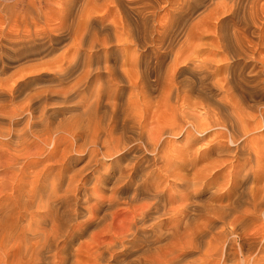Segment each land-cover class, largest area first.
<instances>
[{"label": "bare ground", "instance_id": "bare-ground-1", "mask_svg": "<svg viewBox=\"0 0 264 264\" xmlns=\"http://www.w3.org/2000/svg\"><path fill=\"white\" fill-rule=\"evenodd\" d=\"M263 11L261 0H0V50L9 53L0 56V141L14 142L8 148L13 155L36 159L24 162L36 166L25 168L31 187L17 192L16 169L24 168L15 167L12 153L3 149L10 156L0 163V186L9 180L4 186L16 199L0 203V249L20 246L15 264H65L69 253L58 255L74 236L89 225L107 235L114 210L124 205L129 223L108 241L97 240V263L112 264L115 250L129 249L127 242L147 233L150 239L140 248L160 253L139 264H264V100L260 106L245 96L260 88L264 98ZM238 14L241 24L222 30ZM207 23L217 32L205 46L206 57L198 59ZM160 56L168 57L164 69L153 72L156 65L146 58ZM229 61L245 68L233 73L229 64L221 66ZM214 70L219 80L210 77ZM185 73L212 79L207 85L218 96L202 92L209 95L202 102L192 95L191 82L180 79ZM54 108L71 113L54 119ZM58 133L66 139L61 145ZM207 133L204 149L191 147L197 134ZM167 136L186 142L174 148ZM139 140L152 151L146 165L139 160ZM58 148L61 168L40 169L36 161H50ZM76 150L86 153L87 162L67 175L71 166L64 160ZM106 158L104 167L100 160ZM163 177H175L187 191L175 195L181 202L175 208L155 187ZM83 202L79 217L86 224H74ZM29 209L34 214L18 233L26 215L21 213ZM162 239L161 250L153 247ZM60 240L64 245L56 250ZM9 250H0V264H7Z\"/></svg>", "mask_w": 264, "mask_h": 264}, {"label": "rangeland", "instance_id": "rangeland-1", "mask_svg": "<svg viewBox=\"0 0 264 264\" xmlns=\"http://www.w3.org/2000/svg\"><path fill=\"white\" fill-rule=\"evenodd\" d=\"M261 2H264V0H261ZM160 14H161V16L162 15H164L165 14V11H161L160 12ZM241 14V13H240ZM240 14H238V16L237 15H234V16H231V17H229V19L228 20H226L224 23L226 24H222V30L223 29H225V31H226V29H228V28H230V26L232 27L233 25H239V24H241V17H242V15L240 16ZM260 16V15H259ZM261 16H264V11L261 13ZM239 18V19H238ZM229 21V22H228ZM234 21H236V22H234ZM240 21V22H239ZM232 22H234V23H232ZM229 23V24H228ZM239 23V24H238ZM140 25H147L146 24V22H145V20L143 19H139V26ZM225 25V26H224ZM207 26L209 27V29H206L205 27L203 28L204 30H203V34H202V36L203 37H201V40H199V42L203 45V47L205 48V46H206V48L207 47H209V46H207V45H209V44H211V42L213 41L212 40V37L213 36H215L216 35V32L217 31H215L216 29H212V26H210L209 25V23H207ZM141 27V28H140ZM139 28L140 29H143L142 28V26H140ZM211 27V28H210ZM205 31H207L206 32V34H204L205 33ZM214 31H215V33H214ZM213 35H212V34ZM211 38V39H210ZM210 42V43H209ZM60 45H62V44H60ZM57 47H61V46H59V45H57ZM201 49V50H203V52L201 51H197V52H199V53H201V54H199V53H197V57H198V59L199 58H202L201 56H202V54L203 55H205V50H207V49ZM24 51V50H23ZM22 51V52H23ZM58 51V50H57ZM8 51H6V50H0V56L3 58H5V56L7 57L8 55H9V53H7ZM54 53H57L56 51L54 52ZM217 56H219V54L218 55H216V56H213L214 57V59H215V57H216V59L218 58ZM0 57V58H1ZM206 57V55L204 56V58ZM159 58V59H158ZM157 59L156 58H153V57H151V59L152 60H150V58H146V59H149L148 61L153 65V66H155V67H153V69H154V71L153 72H156V71H158V73L159 72H162V70L164 69V66H163V64L165 65L166 63L165 62H167L166 60L168 59V57H167V59H166V57H158ZM165 59V60H164ZM160 60V61H159ZM155 61L157 62V63H159V65H161L160 67H159V65L157 66V63H155ZM161 61H164V62H161ZM230 62V61H229ZM227 63L226 62V65H222L221 64V62H219V64H221V66H225L224 68H226V67H229V66H231V70L233 71V73H238V72H241L245 67H244V63L242 62V61H240V62H238V63H236V64H233L232 62H230V63ZM218 63V62H217ZM217 63H215V62H213V67H217ZM232 63V64H231ZM216 64V65H215ZM228 64H229V66H228ZM140 65H142V61H140ZM236 65V66H235ZM237 65H239V66H237ZM143 66V65H142ZM142 66L141 67H139V68H141L142 69ZM159 67V68H158ZM236 68H237V70H236ZM140 69V70H141ZM157 69V70H156ZM160 70V71H159ZM216 71H218V68L216 69ZM214 72V73H213ZM212 72V75H210V77L211 78H216L217 76H218V72H215V70ZM215 75H216V77H215ZM185 76V77H184ZM186 76H187V78H186ZM190 76V77H189ZM214 76V77H213ZM199 77V76H198ZM152 78V77H151ZM154 78V77H153ZM182 78H185V79H187L186 80V82L187 81H190L191 82V87H189L188 85H187V83H186V85H187V87H188V89H190L191 88V93H192V95H199V99L201 100V98H202V102H204L205 100H207V98H209V97H212V95L214 96V97H217L218 95H217V91H215V90H210L211 88L209 87V85H210V82L212 81V79H209V77H207L205 80H201V81H199L198 79H197V75H195V76H191V74H184L182 77H180V79H182ZM194 78V79H193ZM218 78V77H217ZM189 79V80H188ZM195 80V81H194ZM210 82H209V81ZM214 80V79H213ZM216 80V79H215ZM214 80V81H215ZM217 80H219V78L217 79ZM196 81H198V84H197V82ZM202 81H204V83H201ZM207 81V82H206ZM201 84V85H200ZM202 84H203V87L205 88H203L202 87ZM207 84H209V85H207ZM194 85H197V86H194ZM196 89H195V88ZM200 87V88H199ZM208 87H209V89H208ZM202 89H204V90H202ZM260 89V88H259ZM258 88H254V90H256V91H254L253 90V88H250V93H248V91L247 92H245V96L248 98V97H250L249 99L251 100L250 101V103H257V104H260V106H261V104H262V100H264V98H263V96H261V89L259 90ZM198 90V91H197ZM208 90V91H207ZM209 90H210V96L208 97L207 95V97L205 96H201L200 95V93L202 94V92L204 93V94H208L209 93ZM253 90V91H252ZM257 90H259V91H257ZM212 91H215V92H212ZM199 92V93H198ZM257 92H259V93H257ZM213 93V94H212ZM247 93V94H246ZM212 94V95H211ZM214 94H216V95H214ZM249 94V95H248ZM251 94V95H250ZM252 94H254V95H252ZM256 94V95H255ZM259 96H258V95ZM203 95V94H202ZM200 96H201V98H200ZM261 96V97H260ZM204 98V99H203ZM198 99V100H199ZM262 99V100H261ZM199 100V101H200ZM253 100V101H252ZM259 100H260V102H259ZM205 102H207V101H205ZM259 102V103H258ZM59 107H60V105H59ZM59 109V110H58ZM199 110V109H198ZM53 111H55V112H53V117H54V119H56V118H61V117H64V116H67V115H69L70 113H71V111H69V109H65V108H54L53 109ZM61 111H62V114H61ZM69 111V112H68ZM54 113H55V115H54ZM199 113H201V111L199 110ZM59 116V117H58ZM19 126V125H18ZM197 136V140L195 139L194 140V142H193V144H192V148H198V149H200L199 147H201V149H204L205 148V146H204V148H203V146L202 145H204V143H205V145H206V142H207V140H208V136H209V133H207V134H204V135H196ZM54 137H56L57 138V141L58 140H61V142H60V145L63 143V142H65L66 141V139H65V137H63V135H62V133H58V134H56ZM61 137H62V139H61ZM203 137V138H202ZM183 138H185V137H182V136H167L166 137V140H169V141H171L170 142V144L172 145V147H174V148H176V147H178L179 148V146L181 145V146H183L184 145V142H186ZM4 139V140H3ZM65 139V140H64ZM172 139V140H171ZM201 139V140H200ZM204 139V140H203ZM205 139H206V142H205ZM142 140V139H141ZM3 141H4V146H5V144H6V146L5 147H3L2 145V143H3ZM12 141V140H11ZM63 141V142H62ZM140 141V140H139ZM143 141V140H142ZM172 141H174V142H172ZM196 141H198V142H196ZM6 142V143H5ZM196 142V143H195ZM14 143V142H13ZM13 143H10V142H8V144H7V140H6V138L4 137V138H2L1 139V141H0V163L2 162V163H4V162H7V160L9 159V157L8 156H10V153H12L11 154V156L16 160H14L13 162L14 163H18V164H15V167H18L19 165H20V167H22V168H24V170H22L21 172L23 173H21L20 171H17V169H16V172H17V175H16V180H15V182H18V184L20 185H16V187L17 186H19V187H15V189H16V191L17 190H19V191H23L24 193L25 192H27L28 190H29V187H31V186H28V185H30L31 183V177L29 176L28 178H26V175L24 174L25 172H27V171H31V169H34L35 167H32V163L30 164V165H26V163H24L25 161H27L28 159V161H30V160H32V161H35L36 159H32L31 157V159L28 157H25V156H27V155H25V154H21L20 152H18V153H15V154H19L20 153V157L19 156H16V155H13L14 154V152H11L12 150V148H14L15 147V145L13 144ZM174 143H175V145H174ZM140 144H142V145H140ZM8 145V146H7ZM13 145H14V147H13ZM139 145L142 147V150H144L143 152L141 151V149H139V154H141V155H139V160H140V158H141V160L140 161H144L145 159L146 160H148L149 158H150V154L152 153V151H151V153H150V151L149 150H146L145 151V149L143 148V143L140 141L139 142ZM174 145V146H173ZM176 145H178V146H176ZM12 146V147H11ZM176 146V147H175ZM180 146V147H181ZM199 146V147H198ZM11 150H9V149ZM3 149H5V150H9L10 151V153H8L7 154V152H9V151H5V150H3ZM59 150V151H58ZM58 151V152H57ZM141 151V152H140ZM3 152H5V153H3ZM145 152H147V153H145ZM5 154V155H3V154ZM23 153H24V150H23ZM56 154V155H53V154ZM53 154H51L52 155V157H50V158H52V159H50V161L47 159H45L44 161H43V157L45 156V154L44 155H42V156H40V157H42V158H39V160H41L42 159V161H36V163L37 164H39L38 165V167L40 168V169H42V166H44V167H49V165H50V168H49V170H51L52 169V171L54 172V170L56 171V170H59L61 167L59 166V165H61V163H62V161L63 160H60L59 158V156L61 155L60 154V148H58L57 150H55V152H54ZM58 153V154H57ZM83 153H85V152H79L78 150H76L75 151V153L73 152V151H71V152H69L67 155H70L69 157H67L66 156V158L67 159H65L64 160V166H66L65 164H70V169L69 170H66L65 172L67 173V175H69V173H68V171L70 172V174H71V170L72 169H79V168H81L82 167V165L84 166L85 165V161L87 160V155H86V153L85 154H83ZM150 153V154H149ZM143 154V155H142ZM24 157H23V156ZM145 155H147V156H145ZM2 156H5V157H2ZM58 156V157H57ZM19 159H18V158ZM22 157V158H21ZM74 157V158H73ZM142 157L144 158V159H142ZM4 158H7V160H5ZM12 158V159H13ZM26 159V160H22V159ZM70 158V159H69ZM185 159H187V157H184ZM53 159H55V161L53 160ZM77 159V160H76ZM3 160H5V161H3ZM20 160V161H19ZM23 162H22V161ZM54 162H53V161ZM59 161V163H57L58 161ZM69 161V162H67V161ZM146 160L143 162L144 164L143 165H146L145 164V162H146ZM65 161H66V163H65ZM139 161V162H140ZM20 162H22V163H20ZM31 162V161H30ZM87 162V161H86ZM103 163L102 165L104 166V167H107L108 166V163L110 162L109 161V159L108 158H106V159H102V160H100V163ZM1 163V164H2ZM35 163V162H34ZM23 164H25V165H23ZM67 164V165H68ZM34 165V164H33ZM46 165H48V166H46ZM30 166L32 167V168H30ZM51 166H54V167H51ZM157 167L158 166V163L156 164V165H152V167ZM28 167H29V169L30 170H27L28 169ZM43 167V168H44ZM57 167H59V168H57ZM79 167V168H78ZM1 168V167H0ZM25 168H26V170H25ZM2 169V168H1ZM36 169V168H35ZM24 171V172H23ZM158 170H156V172H157ZM156 172H154L155 174H157ZM65 173V174H66ZM82 173H90V171L88 170H86V171H83ZM160 173V172H159ZM159 173L157 174V175H159ZM187 175H188V171H186L185 172ZM6 174V173H5ZM19 175H21V176H19ZM22 175H23V177H22ZM30 175H32V173H30ZM17 176H18V179L20 180L21 178H23V179H21L20 180V182L21 181H23L24 182V180H25V183H21L20 184V182H19V180L17 179ZM215 176H217V175H215ZM214 176V177H215ZM0 177H4V174L2 175V176H0ZM20 177V178H19ZM24 178H26V179H24ZM63 178H65V179H62V181L60 180V182H62V183H59L60 184V186H62L61 187V189H60V186H59V189H60V191H58V194L59 193H61L62 194V189L63 188H65V186H66V183H67V177H63ZM166 178V179H165ZM163 177V178H160V181H158V183H157V185L158 186H156L155 185V187H159V185H160V187L159 188H157L160 192H161V194H162V196L167 200V202H168V204H167V207H171V208H175L176 207V205H179V203H181V202H176L175 201V198H176V196L178 195V193L180 192V191H186V190H184V187H182L181 186V183H179L180 181L178 180V179H176L175 177ZM6 179V178H5ZM4 179V180H5ZM162 179V180H161ZM214 179V178H213ZM218 179V178H217ZM18 180V181H17ZM66 180V181H65ZM214 180H216V179H214ZM213 180V181H214ZM7 181H9V180H7ZM6 180L5 181H3V186H0V189H1V187L3 188V187H5L4 186V182L6 183L7 182ZM27 181L29 182L28 184H26L27 183ZM64 181V182H63ZM179 181V182H178ZM161 182V183H160ZM177 182V183H176ZM160 183V184H159ZM174 185H173V184ZM176 183V184H175ZM8 184V183H7ZM25 184V185H24ZM62 184V185H61ZM170 184V185H169ZM174 186V188H173V186ZM1 185V184H0ZM6 185V184H5ZM25 187H24V186ZM176 185H177V188H175L176 187ZM8 186V187H7ZM6 187H5V189L3 188V189H1L0 190V203L2 202V201H4L3 203H1V204H4L5 202L7 203V201L9 202V203H11V202H13L14 201V196H15V194L16 193H13V191L12 192H10L11 190H9L8 188H9V185H7ZM21 186H22V188H21ZM18 188H21V189H18ZM27 188H28V190H27ZM161 189V190H160ZM172 189H174V190H176V191H172ZM9 190V191H8ZM100 190V189H99ZM98 190V192H99V194L101 193V194H103V195H107L108 194V192H106V191H102V190H100L99 191ZM18 192V191H17ZM187 192V191H186ZM194 192V191H193ZM12 194V195H11ZM177 194V195H176ZM176 195V196H175ZM9 196H11V197H9ZM175 196V197H174ZM14 197V198H13ZM142 197H144V196H142ZM11 200H13V201H9L10 199ZM16 199V198H15ZM141 199V198H140ZM198 199H203V196H202V194L201 195H199L198 194ZM142 201L143 200H145L146 201V199H145V197H144V199H141ZM139 201V203H142V201ZM83 204V205H82ZM80 208L76 211V214L77 215H73V223L74 224H76V222H78V221H80L81 220V222H79V223H81V224H86V218L85 217H83L82 218V216L81 217H79L80 215H82V213H84L83 211V208L81 207V206H83V207H85V205H84V202L83 203H81L80 205ZM122 206V205H121ZM118 207V208H116L114 211L116 212V214L117 215H115V217L113 218V219H111V220H109V233L107 234V235H105L106 233L105 232H103V233H101V232H99V228H97V227H93V225L91 226V225H89V226H87L85 229H83L82 231H81V233L79 234V233H77L76 235L75 234H73V233H75L73 230H72V234L73 235H75L74 236V239L72 240V242H70L69 243V246L67 247V249L65 250L66 252L65 253H63V252H59V255H58V257L59 256H63V255H65V254H68L69 255V258H71V259H69V260H67L66 262H65V264L67 263V264H105V263H103V262H101V263H97V261H96V256L95 255H97V252H96V249H95V245H97V240H99V241H105V240H109L108 238V236L109 235H115V234H118V233H120V232H122L124 229H125V227L128 225V223H129V218H128V211H129V209H126V208H128V207H126V206H124L123 205V207ZM126 207V208H125ZM34 210H37V209H34ZM26 211H28V214H27V212ZM33 211V209L31 210V209H29V210H25V212L24 211H22V213L21 214H26V215H24L23 217V220H22V222L23 223H19L20 225L18 226V228H16V230H17V232L18 233H21V230L22 231H24V230H26L25 229V227H24V225L26 224L25 223V219H26V221L27 220H29L30 218H31V212ZM39 211V213H40V211L41 210H38ZM33 213V212H32ZM80 213V214H79ZM86 213V212H85ZM34 214V213H33ZM40 214H43V213H40ZM39 214V215H40ZM26 216V217H25ZM76 216H77V218H76ZM30 217V218H29ZM79 218H81V219H79ZM83 219H84V221H83ZM108 220V219H107ZM82 221H83V223H82ZM21 222V221H20ZM164 225H167V224H169V222H170V219L169 218H166L164 221ZM25 223V224H24ZM22 224H24V225H22ZM74 224H72V226L74 225ZM75 227V226H74ZM73 227V228H74ZM20 228H22V229H20ZM84 231V232H83ZM83 232V233H82ZM2 232H0V234H1ZM16 233V232H15ZM15 233H13L12 235H14V237H18V233H16V235H15ZM115 233V234H114ZM2 235V237L5 239V233L4 234H1ZM4 235V236H3ZM139 235V234H138ZM146 236H138V238L136 239V240H134V241H129V242H127L128 244H127V246L129 247V249H126V250H124L123 248H120V249H117V250H115V253H116V260L115 261H113L112 262V264H139V260H142V262L143 261H145L146 260V262H149L150 261V259H151V257H156L159 253H160V251H157L158 252V254H157V252L156 253H151V252H148L147 250H144V249H142V248H140V247H142L143 245H145V244H147V242L146 241H148L149 239H150V237H148V234L146 233L145 234ZM19 236H21V235H19ZM14 237H13V240L14 241H18L16 238L14 239ZM94 237V238H93ZM208 238V237H207ZM207 238H205V240L207 239ZM142 240V242L140 241V240ZM137 240H139L140 241V243L137 241ZM65 241V240H64ZM172 241H175V240H172ZM96 243V244H95ZM135 243V244H134ZM164 243H166V240H160V241H158V242H156L154 245H153V247H161V246H163L164 245ZM93 244H94V246H93ZM131 244L133 245V246H131ZM140 244H142V245H140ZM204 244V245H203ZM203 249L205 248V246H206V244L203 242ZM62 245H64V242L62 241V240H60L59 242H58V245H57V248H56V250H60V248L62 247ZM18 246V245H17ZM2 247H5V246H2ZM12 247H14V248H10V249H12V251L10 252V250H9V248L7 249L6 247L5 248H1L2 250L4 249V250H9V253L7 254V256L10 254V256L9 257H7L6 256V260H7V264H15L17 261V257H18V255L20 254V253H22L21 252V250H23V249H21L20 250V246H18V248L16 247V245H13ZM92 247V248H91ZM15 248H16V251H15ZM163 247H161V248H159L158 250H161ZM0 249V250H1ZM18 249V250H17ZM94 250H95V252H94ZM17 251H20V253H18L17 254ZM14 252L16 253V254H14ZM15 255H13V254ZM50 254V255H49ZM63 254V255H62ZM16 255H17V257H16ZM46 256H51V253L49 252V253H47L46 254ZM151 256V257H150ZM195 256H196V254H195ZM15 257H16V259H15ZM12 259V260H11ZM204 263H206V264H208V263H210L211 264V262L209 261V260H207V261H204ZM214 263V261H213V259H212V264Z\"/></svg>", "mask_w": 264, "mask_h": 264}]
</instances>
